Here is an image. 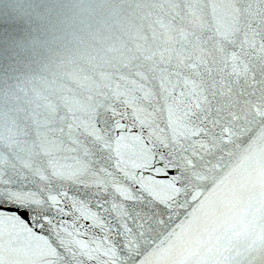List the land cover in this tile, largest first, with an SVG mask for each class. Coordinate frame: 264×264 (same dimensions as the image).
<instances>
[{
	"label": "snow or ice",
	"instance_id": "snow-or-ice-1",
	"mask_svg": "<svg viewBox=\"0 0 264 264\" xmlns=\"http://www.w3.org/2000/svg\"><path fill=\"white\" fill-rule=\"evenodd\" d=\"M0 264H264V0H82L0 91Z\"/></svg>",
	"mask_w": 264,
	"mask_h": 264
},
{
	"label": "water",
	"instance_id": "water-1",
	"mask_svg": "<svg viewBox=\"0 0 264 264\" xmlns=\"http://www.w3.org/2000/svg\"><path fill=\"white\" fill-rule=\"evenodd\" d=\"M82 0H0V91L15 89L70 42Z\"/></svg>",
	"mask_w": 264,
	"mask_h": 264
}]
</instances>
